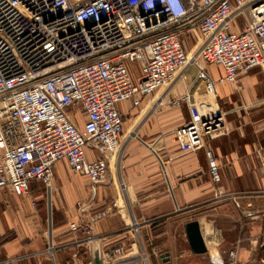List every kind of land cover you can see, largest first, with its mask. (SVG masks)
Instances as JSON below:
<instances>
[{
  "label": "built area",
  "instance_id": "obj_1",
  "mask_svg": "<svg viewBox=\"0 0 264 264\" xmlns=\"http://www.w3.org/2000/svg\"><path fill=\"white\" fill-rule=\"evenodd\" d=\"M191 32L199 40L194 59L223 69L218 82L264 72V0H0V188L21 196L31 180L48 184L60 160L93 185L104 181L110 159L124 151L119 104L136 107L173 88ZM199 78L213 95L215 82L204 72ZM184 101L191 120L178 131L179 148L190 152L199 133L218 136L222 125L217 108L194 94L172 104ZM206 155L222 194L218 164L211 150ZM69 228L90 230L82 221ZM119 252L103 253L100 264ZM225 264H239L232 251Z\"/></svg>",
  "mask_w": 264,
  "mask_h": 264
},
{
  "label": "crops",
  "instance_id": "obj_2",
  "mask_svg": "<svg viewBox=\"0 0 264 264\" xmlns=\"http://www.w3.org/2000/svg\"><path fill=\"white\" fill-rule=\"evenodd\" d=\"M194 58L195 53L173 88L161 87L136 107L119 104L124 151L117 162L110 159L104 181L93 185L60 160L48 184L31 180L21 196L0 188V264H92L116 249L107 264H225L231 251L239 264H264L262 169L246 149L240 152L233 135L197 133L196 150L179 148L178 131L191 116L189 102L173 105L172 99L194 94ZM259 69L238 74L235 83L218 82V65L206 63L203 72L216 82L213 99L226 103L237 91L246 98L238 85L246 87L249 74ZM231 112L223 110L226 123ZM207 150L218 164L222 194L208 173ZM246 211L255 217H244ZM194 220L208 247L204 254L192 253L187 240L185 224ZM78 221L89 225V233L70 230Z\"/></svg>",
  "mask_w": 264,
  "mask_h": 264
},
{
  "label": "rangeland",
  "instance_id": "obj_3",
  "mask_svg": "<svg viewBox=\"0 0 264 264\" xmlns=\"http://www.w3.org/2000/svg\"><path fill=\"white\" fill-rule=\"evenodd\" d=\"M198 35L195 32L184 37V46L188 56L193 54L199 47ZM194 64L197 70L194 78L196 79L192 92L195 97H199L205 102L206 106H215L220 117L222 129L218 136L222 137L233 135L238 138L237 143L241 145V153L246 149L250 159L255 160L257 169H262L264 173V74L259 69L257 72L248 73L249 84L244 87L238 85V88H243L246 91V98L239 92H235L232 99L226 103H218L213 99L212 94H207L205 86L200 84V73L203 72L204 63L201 59L195 60ZM199 67V69H198ZM259 68V67H258ZM190 69H193L191 67ZM248 74L246 76H248ZM216 84V82H215ZM200 85V86H199ZM203 85V86H202ZM197 86L199 88H197ZM212 108V107H211ZM231 110L227 123L224 119L223 110ZM215 111V110H214ZM129 123V122H128ZM128 123L125 125L127 126ZM239 148V147H238ZM239 148V149H240ZM245 153V152H244Z\"/></svg>",
  "mask_w": 264,
  "mask_h": 264
},
{
  "label": "water",
  "instance_id": "obj_4",
  "mask_svg": "<svg viewBox=\"0 0 264 264\" xmlns=\"http://www.w3.org/2000/svg\"><path fill=\"white\" fill-rule=\"evenodd\" d=\"M185 232L192 253L204 254L207 252L208 247L203 239L199 222L197 220L187 222L185 224ZM165 256L167 255H162V257ZM93 264H100V259L97 256L94 257Z\"/></svg>",
  "mask_w": 264,
  "mask_h": 264
},
{
  "label": "bare ground",
  "instance_id": "obj_5",
  "mask_svg": "<svg viewBox=\"0 0 264 264\" xmlns=\"http://www.w3.org/2000/svg\"><path fill=\"white\" fill-rule=\"evenodd\" d=\"M190 61V56H189V59H188V62Z\"/></svg>",
  "mask_w": 264,
  "mask_h": 264
}]
</instances>
